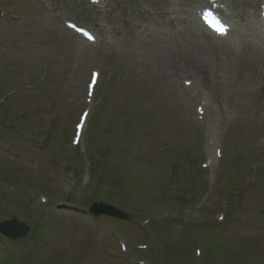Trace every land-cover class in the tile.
Wrapping results in <instances>:
<instances>
[{"label":"rangeland","instance_id":"obj_1","mask_svg":"<svg viewBox=\"0 0 264 264\" xmlns=\"http://www.w3.org/2000/svg\"><path fill=\"white\" fill-rule=\"evenodd\" d=\"M13 1L11 6L9 0H0V7H4L3 12L8 16L17 12L13 10L22 14V20L17 23L8 20L0 23V40L3 42L0 45V98L6 93L9 95V101L0 107V222L14 219L31 225L40 203L39 196H32V192L45 194L36 189L39 184H43L55 201L63 196L60 195L59 179L66 175H59L54 169L60 165L64 172L74 171L69 142L75 120L71 116L74 114L77 121L81 111L94 104L86 105L85 88L90 70L97 67L101 69V81L86 141L91 140L93 125L95 138L91 149L94 153L102 150L103 154L99 153V169L91 168L92 175L87 185L81 180L75 181V176L67 177L64 183L66 196L62 203L85 205L89 200L88 194L105 203L137 208L138 212L130 211L134 224L102 219L89 223L88 215H77L80 214L77 209L59 206L57 211L47 213L46 217H56L57 225L49 248L39 243L48 231L42 220L32 226V232L26 239L12 242L0 237V244H4L2 247L12 259L9 262L18 264L13 263L15 258L21 264H30L29 259L26 262L22 260L23 252L37 249L33 254V264H122L108 254L116 244L109 230L114 226L118 231L116 235L120 233L135 242V253L138 246L148 245V250L151 249L149 243L155 246L158 256L164 257L158 260L157 256L153 264H188L185 263V255L191 245H185V241L195 232L193 223L178 224L168 219L175 216L171 210L175 202H171L163 214L160 212L165 204L163 194L170 195L169 190L176 191L178 186L189 180L187 170L196 164V171L198 162L205 161L201 155L207 146L191 120V111L197 101L192 102L179 85L183 64L189 65L190 69L192 66L199 69L195 60H206L208 47L209 51L211 49L209 38L198 31V24L191 14L185 19L182 17L188 11V0H109V3L122 5V10L115 17H108L109 22L104 23L99 22L93 12L86 14L83 11L81 14L88 24L94 27V22L99 23L96 30L105 40L94 49L71 39L60 24L36 11L29 0ZM135 1L151 8L166 32L181 37L176 39L164 35L162 29L154 26L159 24L138 20L137 12L128 10L133 6L131 2ZM233 1L237 5L235 13L253 25V7L247 5V0ZM254 4L256 0L251 2ZM129 12L130 20L124 22ZM78 55L82 58L79 59ZM229 58L228 63L237 66L230 89L227 90V80L221 78L219 86L208 80L205 90L212 92V100L232 108L230 114L235 122L228 131L230 139L223 166L218 172L215 194L190 207L187 203L178 207V211L189 214L193 219L206 218L210 213L207 210L217 207L216 201L227 195L226 191L241 173L250 172L246 169L248 157L243 158V152L264 131V90L261 99L257 93V82L264 79V51L245 45ZM97 63L96 67L94 64ZM210 67L212 65L208 63L207 68ZM123 107L130 109L129 125L139 123L141 140L130 130L122 152L111 153V150L116 152L115 140L121 127L120 111ZM16 131H22L23 136L15 134ZM54 131L60 134L52 141ZM4 144L12 145L14 152H4ZM173 145L175 149L170 154L167 151L160 153V156L168 155L158 160L157 150ZM239 151H242L241 155ZM49 155L50 170L53 171L51 177L47 165ZM81 158L82 154L77 152L75 159L82 162ZM254 159L259 161L256 154ZM196 175L202 180L207 177L199 170ZM260 175L263 183L247 192L241 205L227 204L228 201L220 204L219 208L223 207L227 215L229 213L231 223L211 230L206 244L194 243L203 247L205 260L200 264H264V255L260 251V236H264V171ZM45 176L51 179L45 181ZM42 177L44 183L40 181ZM210 186L208 184L207 189ZM109 188L119 195L109 194ZM73 193L76 195L67 196ZM90 204L91 201L82 209L86 211ZM143 219L155 223L158 231L157 234L155 229L146 232L151 235L149 243L144 233L140 234L135 228L136 225L140 227L138 221ZM207 230L206 227L202 234ZM195 237L193 235L192 239ZM123 241L129 254L131 249ZM84 251H89L85 261L82 257ZM7 258L0 251V264H5Z\"/></svg>","mask_w":264,"mask_h":264},{"label":"water","instance_id":"obj_2","mask_svg":"<svg viewBox=\"0 0 264 264\" xmlns=\"http://www.w3.org/2000/svg\"><path fill=\"white\" fill-rule=\"evenodd\" d=\"M93 211L96 212L97 214L100 213H108V214H113V215H117V212L113 209L110 208H106L103 207L101 209H99V207H94ZM13 223H9V224H5V225H1L0 228L2 230L6 229L8 230V234H15L14 238L18 237V236H25L27 234V229L24 228L23 224H17V226H14ZM10 229V230H9Z\"/></svg>","mask_w":264,"mask_h":264},{"label":"bare ground","instance_id":"obj_3","mask_svg":"<svg viewBox=\"0 0 264 264\" xmlns=\"http://www.w3.org/2000/svg\"><path fill=\"white\" fill-rule=\"evenodd\" d=\"M264 60V59H263Z\"/></svg>","mask_w":264,"mask_h":264}]
</instances>
